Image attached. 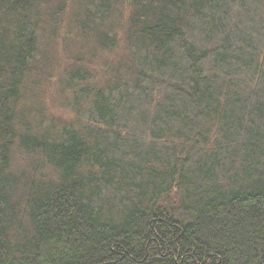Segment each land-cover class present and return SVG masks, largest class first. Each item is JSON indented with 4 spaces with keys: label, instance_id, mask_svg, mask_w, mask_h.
Returning <instances> with one entry per match:
<instances>
[{
    "label": "trees",
    "instance_id": "trees-1",
    "mask_svg": "<svg viewBox=\"0 0 264 264\" xmlns=\"http://www.w3.org/2000/svg\"><path fill=\"white\" fill-rule=\"evenodd\" d=\"M0 264H264V0H0Z\"/></svg>",
    "mask_w": 264,
    "mask_h": 264
}]
</instances>
